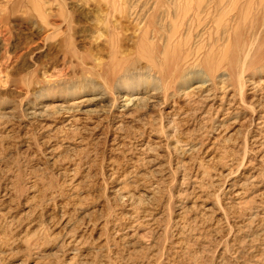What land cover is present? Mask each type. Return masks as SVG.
Instances as JSON below:
<instances>
[{"label": "rangeland", "instance_id": "1", "mask_svg": "<svg viewBox=\"0 0 264 264\" xmlns=\"http://www.w3.org/2000/svg\"><path fill=\"white\" fill-rule=\"evenodd\" d=\"M0 264H264V0H0Z\"/></svg>", "mask_w": 264, "mask_h": 264}, {"label": "bare ground", "instance_id": "2", "mask_svg": "<svg viewBox=\"0 0 264 264\" xmlns=\"http://www.w3.org/2000/svg\"><path fill=\"white\" fill-rule=\"evenodd\" d=\"M156 1V0H155ZM158 1V0H157ZM162 1V0H161ZM181 1V0H180ZM151 2V1H150ZM169 2V1H168ZM176 2V1H175ZM187 2V1H186ZM114 3V2H113ZM158 3V2H157ZM156 3V4H157ZM172 3V2H171ZM179 3V2H178ZM260 3H261V1H260ZM180 4V3H179ZM208 4H209V2H208ZM213 4H215V3H213ZM239 4H241V3H239ZM109 5H111V3L109 4ZM158 5V4H157ZM178 6V5H177ZM195 6V5H194ZM249 6H251V5H249ZM261 6V5H260ZM36 7L38 8V9H40L41 8V5L40 4H36ZM154 7H155V5H154ZM203 7V6H202ZM205 7V6H204ZM215 7V6H214ZM174 8H175V6H174ZM255 8V7H254ZM195 9H196V7H195ZM194 9V10H195ZM251 9V8H250ZM156 10H157V7H156ZM263 10V9H262ZM257 11V10H256ZM210 12H211V10H210ZM253 12V11H252ZM178 13V12H177ZM195 13V12H194ZM256 13V12H255ZM197 14V13H196ZM198 15V14H197ZM167 16V15H166ZM175 16V15H174ZM186 16V15H185ZM194 16V15H193ZM208 16V15H207ZM211 16V15H210ZM197 17V16H196ZM209 18V17H208ZM166 19V18H165ZM199 20V19H198ZM191 21V20H190ZM165 22V21H164ZM256 22V21H255ZM254 23V22H253ZM246 24V23H245ZM251 25V24H250ZM253 28V27H252ZM164 31V30H163ZM251 32V31H250ZM178 35V34H177ZM176 35V36H177ZM238 41V40H237ZM172 44V43H171ZM169 47V46H168ZM248 54V53H247ZM178 55V54H177ZM180 56V55H179ZM246 56V55H245ZM180 58V57H179ZM234 58V57H233ZM247 58V57H246ZM209 59H210V57H209ZM233 60V59H232ZM236 62H237V60H235ZM212 62V61H211ZM230 63V62H229ZM234 63V62H233ZM211 65V64H210ZM231 65H232V63H231ZM214 66V65H213ZM233 67V66H232ZM228 69V68H227ZM220 70V69H219ZM232 71V70H231ZM214 72V71H213ZM162 74V73H161ZM225 75V74H224ZM230 75V74H229ZM241 75V74H240ZM163 76V75H162ZM238 79H239V77H238ZM246 79V78H245ZM245 79H243V80H245ZM240 81H241V79H239ZM251 80V79H250ZM210 84V83H209ZM243 84V83H242ZM245 85V84H244ZM195 86V85H194ZM197 88V87H196ZM203 91V90H202ZM140 100V97H138V96H136V97H132V98H129V97H124L123 98V101H125L126 103L125 104H123V108H125L126 110L130 107V106H132V103H135V102H137V101H139ZM124 103V102H123Z\"/></svg>", "mask_w": 264, "mask_h": 264}]
</instances>
